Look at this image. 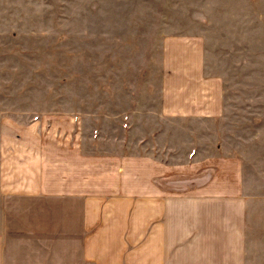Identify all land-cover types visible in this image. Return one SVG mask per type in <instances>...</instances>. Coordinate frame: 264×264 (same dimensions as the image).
Wrapping results in <instances>:
<instances>
[{
  "label": "crops",
  "instance_id": "0c3cea01",
  "mask_svg": "<svg viewBox=\"0 0 264 264\" xmlns=\"http://www.w3.org/2000/svg\"><path fill=\"white\" fill-rule=\"evenodd\" d=\"M162 58L156 109L116 105L115 154L75 112L1 119L0 264H264V207L221 126L204 35L167 36Z\"/></svg>",
  "mask_w": 264,
  "mask_h": 264
},
{
  "label": "rangeland",
  "instance_id": "374dc122",
  "mask_svg": "<svg viewBox=\"0 0 264 264\" xmlns=\"http://www.w3.org/2000/svg\"><path fill=\"white\" fill-rule=\"evenodd\" d=\"M180 32L205 37L224 81L221 126L245 159L251 205L264 207V0H0V121L75 112L86 142L115 154L117 103L156 109L162 43Z\"/></svg>",
  "mask_w": 264,
  "mask_h": 264
}]
</instances>
